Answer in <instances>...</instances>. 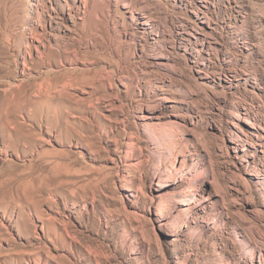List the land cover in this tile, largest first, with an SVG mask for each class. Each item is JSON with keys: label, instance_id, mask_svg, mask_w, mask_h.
I'll list each match as a JSON object with an SVG mask.
<instances>
[{"label": "rangeland", "instance_id": "374dc122", "mask_svg": "<svg viewBox=\"0 0 264 264\" xmlns=\"http://www.w3.org/2000/svg\"><path fill=\"white\" fill-rule=\"evenodd\" d=\"M210 1L201 63L197 0H0V264H264V0Z\"/></svg>", "mask_w": 264, "mask_h": 264}, {"label": "bare ground", "instance_id": "6f19581e", "mask_svg": "<svg viewBox=\"0 0 264 264\" xmlns=\"http://www.w3.org/2000/svg\"><path fill=\"white\" fill-rule=\"evenodd\" d=\"M199 2H203L202 4H199L197 6V12H199V18L201 19V25H199L197 28H193V31L197 33L196 36H194L193 41H191V48L190 50H193L194 54L200 55L203 59L201 63H204V60H210V55L213 54L215 51V43H218L219 40H223V32L218 30V26L216 25L215 20L212 19L210 14V6L211 1L210 0H197ZM213 24V25H212ZM230 27V26H229ZM187 28V27H186ZM190 29V28H189ZM192 29V28H191ZM230 28L229 30H231ZM182 36V38H186L188 40V35L191 34V31L189 30H181L179 32ZM193 33V32H192ZM194 35V33H193ZM221 44V43H220ZM159 63H163L160 62ZM140 121L147 126L145 130L151 129L156 124H163L167 122L168 124L176 123L177 120L171 116H166L154 111L142 113L139 114ZM243 125L250 126L253 122L249 119V117H244L240 120ZM252 128V127H251ZM261 132L256 131L253 135L255 137L254 141L252 142L253 147H261L260 151L263 152L264 149V128L262 126L259 127ZM172 129L168 127L167 129H160L155 131H152L151 135H146L147 140L150 141L153 145V152L156 158L161 159L165 165L161 167V171L159 172V175L157 177H160L162 175L163 171L169 170L170 168L176 169L178 172V176L181 179H184L185 181H188L190 183L191 181V173L192 171L189 170L186 172L184 167V159L191 160L194 158V152L192 151H185L184 145H180L178 150H174L175 147L178 146L177 142L174 141L172 135H171ZM164 137L169 140V143H166L164 140ZM258 152V151H257ZM180 160L181 166L176 168L177 162ZM193 161V160H192ZM170 172V171H169ZM162 178V177H161ZM160 179V178H159ZM163 179H166L163 178ZM162 181V180H161ZM192 186L189 184L187 188L185 189H178L176 191L167 192L166 195L170 197H175L176 203L181 202L180 197H187L192 190ZM188 206V205H187ZM186 205H182V207H179L175 210L176 216H180L185 211ZM168 225V223H166ZM245 238V237H244Z\"/></svg>", "mask_w": 264, "mask_h": 264}]
</instances>
